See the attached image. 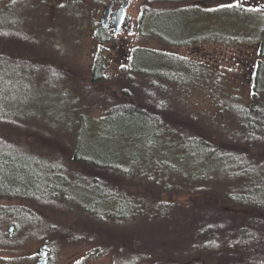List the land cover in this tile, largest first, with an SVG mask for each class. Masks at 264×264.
Returning a JSON list of instances; mask_svg holds the SVG:
<instances>
[{
  "label": "trees",
  "instance_id": "obj_1",
  "mask_svg": "<svg viewBox=\"0 0 264 264\" xmlns=\"http://www.w3.org/2000/svg\"><path fill=\"white\" fill-rule=\"evenodd\" d=\"M188 1L195 0H145L138 35L168 48L223 40L215 31H195L196 19L205 14ZM87 2L91 0L78 4ZM157 3L168 7L153 9ZM36 7L18 0L0 5V75L5 79L0 87L22 85L29 92L25 80L53 85L76 80L41 52L26 49L45 41L17 35L13 21ZM195 9L199 12L190 19L186 13ZM25 18L30 22L33 17ZM256 25L259 59L249 99L239 89L229 91V81L206 65L141 47L131 51L116 83L121 89L113 91L121 95L107 99L102 115H80L74 121L61 117L77 128L70 144L55 137V129L63 124L58 118L40 120L49 129L46 134L36 129L24 134L21 129L39 119L34 113L32 119L23 116L10 98H2L4 139L17 148L22 136L33 138L30 143H42L53 159L45 156L44 182L25 156H15L0 141V200H18L0 206V246L12 242L5 239L6 226L11 223L18 230L23 214H28L41 231L44 219L62 230L77 224L125 230L128 238L120 240L122 247L114 243L119 250L114 264H264V13L257 15ZM97 27L98 40L108 43L110 35ZM231 40L225 44H240ZM90 80L95 86L106 81L100 57L94 60ZM193 85L214 97L218 113L212 117L225 121L210 130L228 141L208 134L209 128L201 130V116H192L193 125L179 112V100ZM181 192L188 194L185 202L174 198ZM53 208L57 210L49 216ZM71 212L75 224L62 219Z\"/></svg>",
  "mask_w": 264,
  "mask_h": 264
},
{
  "label": "rangeland",
  "instance_id": "obj_2",
  "mask_svg": "<svg viewBox=\"0 0 264 264\" xmlns=\"http://www.w3.org/2000/svg\"><path fill=\"white\" fill-rule=\"evenodd\" d=\"M11 1L15 0H0V5H6ZM18 1L25 4L31 3L37 7L34 11L27 8L25 9L27 12L23 13V19L29 15L33 17L31 20L29 18V25L21 18L13 21L17 24L15 28L16 31H19L17 35L25 36L29 40L37 38V40L45 41V45L41 44L37 48L25 46L26 49L28 48L31 53L41 52L45 56V60L57 62L76 79L69 83L58 82L56 85L47 82L42 84L37 79L35 81L25 80V83L31 85L29 92L24 91L22 85L8 84L11 87H0V105H3L2 98L8 97L10 98L9 101L13 102L12 105L17 112H21L23 116L30 119L33 118L32 114L34 113L35 117L39 119L30 121L32 126L26 125L22 128L24 134L35 129L46 134L49 129L40 120L58 118L63 121L64 119L62 120L61 117L64 118L66 115V120L72 119L74 121L80 115H84L88 119L102 115L107 99L121 95L119 92L113 93V91L121 89L117 88L118 84H116H120L119 73L123 68L128 67L129 55L137 47L166 51L206 65L214 70L217 75L229 81V91L239 89L247 99L250 98L253 67L259 59L258 41L255 35L256 17L264 13V0L188 1L187 5L197 4L200 6L201 13L205 14L196 19L195 31L200 30L203 34L205 31L206 33L215 31L223 40H216L208 44L203 43L198 46L174 48L165 47L158 40L138 35L139 17L145 0L133 1L127 10L130 17V32L120 33L116 43H113V38L110 35L109 42L104 44L97 38V25H101V16L104 8L110 3L109 0H91L85 6L81 3L79 5V0ZM185 4L180 6H186ZM234 5H242L248 9L246 11H242V8L232 10L231 7ZM165 7H168V4L157 3L153 5V9ZM197 12L199 10L195 9L186 14L191 19ZM227 37H231L232 40L240 44L237 46L226 45L225 42L231 40H227ZM96 57L101 58L103 75L106 78V81L98 86L93 85L90 80L91 68ZM1 82H5V79L0 75ZM188 88H190L187 91L188 94L185 95L183 101L180 99L178 102L179 112L184 117H189L187 120H190L193 125L195 123L192 122V119L195 118L192 116H201L198 124L196 123L201 130L209 128L208 134L212 133L216 138L224 142L228 141L218 131L210 130L212 125H214L212 130H217V126L225 121L220 119L222 117H212L218 113L214 105V97L209 96L196 85ZM235 93L233 91L232 94ZM33 98L34 100L30 102ZM27 101L29 102L27 103ZM203 121H207L208 125H203ZM210 122H214V124ZM70 124L72 123L67 126V123L63 121V124L58 125L55 129L57 133L55 137L60 143L68 141L70 144L76 137L77 128L70 127ZM203 126L205 127L203 128ZM21 139L18 147L12 148L7 142L8 140L4 139V130L0 132L1 145H4L5 149L13 150L15 156L20 157V154L25 156L30 167L35 168L36 173L45 182V173H48L45 171V156L52 160L53 154L45 152L42 143H30L33 138L22 136ZM187 196V193L181 192L176 196L174 195V198L178 202H185ZM17 201L0 200V206H13V204H18ZM24 206L26 209L34 210V207H30L29 204L24 203ZM36 209L39 211V207ZM43 210L45 216V208ZM56 210L53 208V213H50L49 216H53ZM62 219L68 224H75L76 215L71 212L68 218L63 217ZM21 220L23 224L18 230H15L16 225L11 223L5 228V239L12 240V242L9 241L7 245L0 246V264H36L39 259V252L45 245L49 249L48 264H114L117 257L116 252L119 251L114 243L128 238V233L125 230L101 228L90 224L86 226L77 224L69 230H62L59 225L51 224L45 219L41 224V231L35 217L23 214ZM10 227L14 228L12 233H10ZM118 246L122 247L121 242ZM98 248H101L100 253ZM122 253L127 255L126 252ZM252 255L255 256L256 253Z\"/></svg>",
  "mask_w": 264,
  "mask_h": 264
},
{
  "label": "water",
  "instance_id": "obj_3",
  "mask_svg": "<svg viewBox=\"0 0 264 264\" xmlns=\"http://www.w3.org/2000/svg\"><path fill=\"white\" fill-rule=\"evenodd\" d=\"M133 1L135 0H122L119 3L118 10L113 12L112 18H110V15L114 7V0H110V3L103 10L100 21L101 26L106 28L108 32L113 33V43L117 42V36L123 32V29H128L130 27V17L127 14V10ZM13 229V227H10V233H12ZM48 254L49 249L45 245L39 252V259L36 264H48Z\"/></svg>",
  "mask_w": 264,
  "mask_h": 264
},
{
  "label": "flooded vegetation",
  "instance_id": "obj_4",
  "mask_svg": "<svg viewBox=\"0 0 264 264\" xmlns=\"http://www.w3.org/2000/svg\"><path fill=\"white\" fill-rule=\"evenodd\" d=\"M110 1V0H109ZM122 0H114V7L112 8V12H111V15H110V18H112V15H113V12H115V11H117L118 10V8H119V3L121 2ZM103 28V27H102ZM103 29H105L106 30V28H103ZM129 29H131V27L130 28H128V29H123V32L124 31H128V32H130V30ZM107 31V30H106ZM122 32V33H123ZM132 32V31H131ZM109 35H111V37L114 39V36H113V33H110V32H107ZM112 39V40H113Z\"/></svg>",
  "mask_w": 264,
  "mask_h": 264
},
{
  "label": "snow or ice",
  "instance_id": "obj_5",
  "mask_svg": "<svg viewBox=\"0 0 264 264\" xmlns=\"http://www.w3.org/2000/svg\"><path fill=\"white\" fill-rule=\"evenodd\" d=\"M237 6H239V5H237Z\"/></svg>",
  "mask_w": 264,
  "mask_h": 264
},
{
  "label": "bare ground",
  "instance_id": "obj_6",
  "mask_svg": "<svg viewBox=\"0 0 264 264\" xmlns=\"http://www.w3.org/2000/svg\"><path fill=\"white\" fill-rule=\"evenodd\" d=\"M30 91V90H29Z\"/></svg>",
  "mask_w": 264,
  "mask_h": 264
}]
</instances>
